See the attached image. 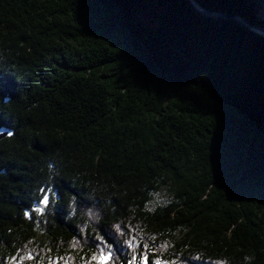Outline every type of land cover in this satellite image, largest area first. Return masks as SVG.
I'll use <instances>...</instances> for the list:
<instances>
[{
    "label": "trees",
    "instance_id": "trees-1",
    "mask_svg": "<svg viewBox=\"0 0 264 264\" xmlns=\"http://www.w3.org/2000/svg\"><path fill=\"white\" fill-rule=\"evenodd\" d=\"M196 1L264 27V0ZM0 129V264H264V37L237 22L0 0Z\"/></svg>",
    "mask_w": 264,
    "mask_h": 264
},
{
    "label": "water",
    "instance_id": "water-1",
    "mask_svg": "<svg viewBox=\"0 0 264 264\" xmlns=\"http://www.w3.org/2000/svg\"><path fill=\"white\" fill-rule=\"evenodd\" d=\"M190 6L200 15L207 19H213V20H233L237 22L240 26L243 28L250 30L262 37H264V27L261 26H253L251 24H248L245 22L242 18L237 16H229L228 14H225L223 12L218 11H208L201 7V5L196 0H187ZM4 134H0V138H2Z\"/></svg>",
    "mask_w": 264,
    "mask_h": 264
},
{
    "label": "snow or ice",
    "instance_id": "snow-or-ice-1",
    "mask_svg": "<svg viewBox=\"0 0 264 264\" xmlns=\"http://www.w3.org/2000/svg\"><path fill=\"white\" fill-rule=\"evenodd\" d=\"M0 134H6V135H8V136L13 135V133H12L11 131H7V132H5L4 129H0ZM48 202H49L48 196L45 195V196L43 197V199H42V203L45 204V205H47ZM111 257H112V253H111V252H108V253H106V254L103 253V252H101V254H100L98 257L94 255V256L92 257V260H97V259H98V260L100 261V264H106V262H107L108 260H110ZM144 264H149V258H148L147 256L144 257ZM157 264H160V262L157 261Z\"/></svg>",
    "mask_w": 264,
    "mask_h": 264
},
{
    "label": "rangeland",
    "instance_id": "rangeland-1",
    "mask_svg": "<svg viewBox=\"0 0 264 264\" xmlns=\"http://www.w3.org/2000/svg\"><path fill=\"white\" fill-rule=\"evenodd\" d=\"M258 15H259V17H261L262 19H264V9H262L261 11H258ZM168 194H169V191L168 190H164L161 193H159L156 196L155 200H154V204L155 203H158V202L165 201L168 198Z\"/></svg>",
    "mask_w": 264,
    "mask_h": 264
}]
</instances>
